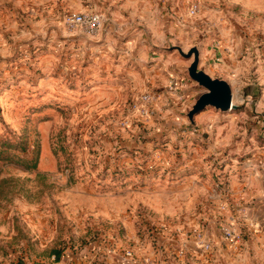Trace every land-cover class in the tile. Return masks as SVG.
<instances>
[{
	"label": "rangeland",
	"instance_id": "374dc122",
	"mask_svg": "<svg viewBox=\"0 0 264 264\" xmlns=\"http://www.w3.org/2000/svg\"><path fill=\"white\" fill-rule=\"evenodd\" d=\"M92 12L98 35L67 26ZM176 47H198L205 63L218 53L237 108L192 123L205 89ZM179 73L190 98L167 103ZM240 88L264 96V0H0V151L11 156L0 159V264H60L55 251L77 259L118 243L135 260L215 264L228 230L242 236L226 222L230 182L264 158V111ZM181 240L186 254L166 256Z\"/></svg>",
	"mask_w": 264,
	"mask_h": 264
},
{
	"label": "crops",
	"instance_id": "0c3cea01",
	"mask_svg": "<svg viewBox=\"0 0 264 264\" xmlns=\"http://www.w3.org/2000/svg\"><path fill=\"white\" fill-rule=\"evenodd\" d=\"M103 48H105V46H103ZM209 54L212 59H214V62L205 63L202 55H200L199 68L212 78L225 80L232 85L234 77V75H232V69L223 64V62H220L221 59L219 54L214 50H210ZM104 67L106 68V66ZM107 67H109V65H107ZM103 76H105V74ZM171 79L169 86L174 83L183 86L181 92L184 96L187 95V98H190L189 92L191 86H188L187 88L186 85V89L184 88V78L181 77L180 73ZM165 82L168 83L169 81L165 80ZM248 90L251 89L247 88L242 91V88H240L243 103H249L248 106L253 107L252 105L256 101L255 105L258 112L261 111V113H263L264 96L258 97L254 92L251 93ZM165 93L166 102L168 103L172 97L170 96L171 94L169 90L166 89ZM203 93L204 92H202V94ZM169 110L170 109L167 107V111ZM212 118H215L213 113ZM261 161L257 164L262 166H259V168L255 167V171L248 176L249 178H243L238 181V179L234 177L230 182V187L227 190L228 195L225 200L226 212L229 214L226 222L233 226L230 227L231 229H234L237 234L238 232H241L242 236L238 235V240L231 244V249L228 251L226 250L223 255L215 254V264H218V258L221 256L224 257L223 264H264V158H261ZM257 164L254 165L256 166ZM182 244H185L184 240L176 242L174 245L166 242V246L164 247L167 252L166 256L169 257L171 253L174 254L175 248ZM116 245H114L116 250L107 249L103 253L100 252L99 255L95 253L91 255L85 253L79 255L77 259L75 258L76 256L71 258L62 257L58 262L60 264H122L121 260L124 259L127 250L125 247L124 252L120 249L119 243ZM142 257L153 259L149 255ZM142 259L125 261L124 264H141Z\"/></svg>",
	"mask_w": 264,
	"mask_h": 264
},
{
	"label": "water",
	"instance_id": "95a60500",
	"mask_svg": "<svg viewBox=\"0 0 264 264\" xmlns=\"http://www.w3.org/2000/svg\"><path fill=\"white\" fill-rule=\"evenodd\" d=\"M176 49L185 58L190 59L193 57V61L188 68V74L193 81L205 89V92L196 100L188 113V118L192 123L194 122V116L207 107H213L221 112H228L237 108V105L234 104L231 85L225 80L212 78L199 68L200 51L198 47L190 49L187 53L180 47H176Z\"/></svg>",
	"mask_w": 264,
	"mask_h": 264
},
{
	"label": "built area",
	"instance_id": "2783aa9c",
	"mask_svg": "<svg viewBox=\"0 0 264 264\" xmlns=\"http://www.w3.org/2000/svg\"><path fill=\"white\" fill-rule=\"evenodd\" d=\"M197 8L192 9V13H196ZM66 24L71 29H83L88 35L90 36H96L101 32V29L103 27V21L102 17L98 13H70L66 18ZM182 86L177 84H172L169 87L170 94H173L175 96L180 95V92ZM156 96H153L151 93L144 94L140 97V100L142 101L143 107L145 105L152 102V100ZM142 114L147 115L148 110L147 108H142ZM227 238L230 240V242H236L238 240V235H236L231 230H228ZM202 247H204L206 250H209L211 248L210 243L202 244ZM178 255L181 257L186 254V248L181 245V247L177 250ZM134 253L132 250H128L125 252L124 259H122V264L125 263V261H131L133 259ZM141 264H166L165 262L156 263L155 260L150 258H143L141 261Z\"/></svg>",
	"mask_w": 264,
	"mask_h": 264
},
{
	"label": "trees",
	"instance_id": "16d2710c",
	"mask_svg": "<svg viewBox=\"0 0 264 264\" xmlns=\"http://www.w3.org/2000/svg\"><path fill=\"white\" fill-rule=\"evenodd\" d=\"M8 152H2L0 151V159H7L9 161H11V156H9V154H7ZM38 157H39V151L37 150L34 154L33 159L31 160L33 163V168H35L37 166V161H38ZM54 257H55V261H60L62 256L60 254V252L55 251L54 252Z\"/></svg>",
	"mask_w": 264,
	"mask_h": 264
}]
</instances>
